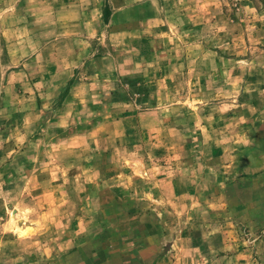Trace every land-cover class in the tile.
<instances>
[{"label": "rangeland", "instance_id": "374dc122", "mask_svg": "<svg viewBox=\"0 0 264 264\" xmlns=\"http://www.w3.org/2000/svg\"><path fill=\"white\" fill-rule=\"evenodd\" d=\"M0 264H264V0H0Z\"/></svg>", "mask_w": 264, "mask_h": 264}]
</instances>
